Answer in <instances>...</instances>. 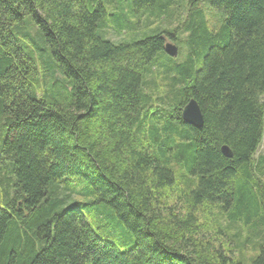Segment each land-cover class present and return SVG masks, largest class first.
Listing matches in <instances>:
<instances>
[{
    "label": "trees",
    "instance_id": "trees-1",
    "mask_svg": "<svg viewBox=\"0 0 264 264\" xmlns=\"http://www.w3.org/2000/svg\"><path fill=\"white\" fill-rule=\"evenodd\" d=\"M263 97L264 0H0V264H264ZM74 177L128 249L67 205Z\"/></svg>",
    "mask_w": 264,
    "mask_h": 264
},
{
    "label": "rangeland",
    "instance_id": "rangeland-1",
    "mask_svg": "<svg viewBox=\"0 0 264 264\" xmlns=\"http://www.w3.org/2000/svg\"><path fill=\"white\" fill-rule=\"evenodd\" d=\"M142 26L143 25L141 24V27ZM104 33L109 39L115 42L123 40L125 37L130 40L135 38V36L132 37V35H128L125 32L119 34L111 27H105ZM18 36L22 39V41L29 48V50L34 52L35 57L41 67V74L47 76L51 74L54 70V62L50 56V50L40 39L37 27L31 20V18L28 17V20H25L22 27V31L21 33H19ZM167 42L173 41L167 39ZM178 45L179 47L181 46L179 42ZM187 53V50L182 49L180 55L176 56L175 58L185 59ZM263 152L264 138L263 143L259 149L258 155ZM71 183L76 186L75 193L77 195H73L72 200H70L67 205L76 204V202L80 204L89 223L99 236L112 240L122 250L128 249L133 244V234L130 231L127 232L123 224L116 220V216L112 209L101 203H96L94 197L90 195L80 194V190H82L86 186L84 180L74 177L71 178Z\"/></svg>",
    "mask_w": 264,
    "mask_h": 264
},
{
    "label": "water",
    "instance_id": "water-1",
    "mask_svg": "<svg viewBox=\"0 0 264 264\" xmlns=\"http://www.w3.org/2000/svg\"><path fill=\"white\" fill-rule=\"evenodd\" d=\"M165 52L171 56L176 57L178 55V46L173 42L165 43ZM183 119L186 123L201 128L204 124V115L201 107L196 99L191 98L183 108ZM222 152L226 156H231L230 148L227 145L222 146Z\"/></svg>",
    "mask_w": 264,
    "mask_h": 264
},
{
    "label": "flooded vegetation",
    "instance_id": "flooded-vegetation-1",
    "mask_svg": "<svg viewBox=\"0 0 264 264\" xmlns=\"http://www.w3.org/2000/svg\"><path fill=\"white\" fill-rule=\"evenodd\" d=\"M172 41V40H171ZM167 42V41H166Z\"/></svg>",
    "mask_w": 264,
    "mask_h": 264
}]
</instances>
